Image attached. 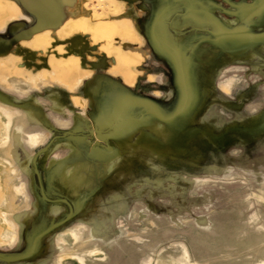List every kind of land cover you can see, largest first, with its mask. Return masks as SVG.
<instances>
[{
    "label": "rangeland",
    "instance_id": "rangeland-1",
    "mask_svg": "<svg viewBox=\"0 0 264 264\" xmlns=\"http://www.w3.org/2000/svg\"><path fill=\"white\" fill-rule=\"evenodd\" d=\"M44 233L12 264H264V0H0V254Z\"/></svg>",
    "mask_w": 264,
    "mask_h": 264
},
{
    "label": "water",
    "instance_id": "water-1",
    "mask_svg": "<svg viewBox=\"0 0 264 264\" xmlns=\"http://www.w3.org/2000/svg\"><path fill=\"white\" fill-rule=\"evenodd\" d=\"M28 4H29V6H31V7L34 6V5H32V2H31V3H28ZM157 117H158V119H159L160 121H162L163 123H168V122L173 121L175 118H177L178 115L176 114V115H174V116L171 117V118H165V117H162V116H160V115H157ZM49 147H50V145L47 146V147H45L44 149H42V150L40 151V154H43V153L47 152L48 149H49ZM108 149L111 150L112 147L109 146ZM36 174H38V170H37V169H36ZM45 234H47V233H44V234H42V235H40V236H38V237L36 238V240L34 241V244H33V247H32V249H31V251H30L27 255H25V256H19V257H8V256H4V255H1V254H0V262H4V263H8V264H12V263H18V262H21V261H24V260L30 258L31 256H33V255L35 254V249H36L37 242H38L41 238H43V237L45 236Z\"/></svg>",
    "mask_w": 264,
    "mask_h": 264
}]
</instances>
